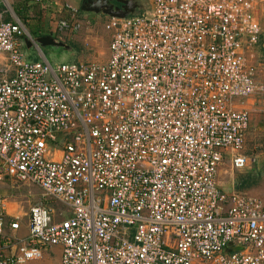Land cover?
I'll use <instances>...</instances> for the list:
<instances>
[{
  "label": "built area",
  "instance_id": "2783aa9c",
  "mask_svg": "<svg viewBox=\"0 0 264 264\" xmlns=\"http://www.w3.org/2000/svg\"><path fill=\"white\" fill-rule=\"evenodd\" d=\"M65 8L57 31H80ZM106 28V61L52 64L0 20V181L66 208L31 206L22 236L0 192V264H264V200L217 180L249 162L264 0H149Z\"/></svg>",
  "mask_w": 264,
  "mask_h": 264
},
{
  "label": "rangeland",
  "instance_id": "374dc122",
  "mask_svg": "<svg viewBox=\"0 0 264 264\" xmlns=\"http://www.w3.org/2000/svg\"><path fill=\"white\" fill-rule=\"evenodd\" d=\"M68 1L77 7H84L81 10L84 20L81 22L80 31L76 33L62 31L58 32V36L56 35L57 40L70 45L72 48L66 50L51 46L41 47L52 64L101 63L106 61L112 32L106 28L108 17L102 12V9L106 7L102 4L107 1L114 8L123 7L130 11L135 8L138 10L140 7H146L149 3V0H94L93 3L82 0L81 4H79V0ZM97 10L99 11L97 12ZM26 25L27 30L30 31L29 23L26 22ZM40 45L42 46V44ZM50 47L51 50L49 51ZM25 48L31 54L34 51L39 53V48L37 49L35 45L32 48ZM257 52L260 69L258 80L264 84V48ZM250 101L251 124L244 147V153L249 158L248 165L243 169L233 170L227 160L221 166L217 180L218 185L225 191L243 192L264 200V99L255 98ZM4 181L7 184H0V191L5 197L10 198L9 201L16 203V216L22 222V229L19 232L22 236L28 233L26 225L31 206L43 204L54 208L56 212L66 210L62 204L45 197L41 188L35 184H19L11 188L9 181ZM28 264H61V249L58 246L46 249L42 258L33 260Z\"/></svg>",
  "mask_w": 264,
  "mask_h": 264
},
{
  "label": "crops",
  "instance_id": "0c3cea01",
  "mask_svg": "<svg viewBox=\"0 0 264 264\" xmlns=\"http://www.w3.org/2000/svg\"><path fill=\"white\" fill-rule=\"evenodd\" d=\"M82 0H79V4H81ZM69 4L77 9H79V17L80 20L83 21L84 18L81 14L80 7H77L73 5L68 0H55L51 3L46 2H11V1H2L0 0V20L4 21H14L16 19H19L25 26L26 30L27 25L25 22L29 23L30 31L27 30L28 33H30L31 38L37 37H43V36H53L56 38V35L58 36V32L56 29V23L60 19H68L69 13L65 6ZM22 16V19H21ZM107 17V16H106ZM27 37H23L21 39L22 44V50L25 52L27 59L31 61H38L41 59V57H46V53L40 48L37 44L34 43V45L37 47L39 53L37 51H34L32 54L26 51L25 47H28V44L26 42ZM263 39V38H262ZM66 44V43H65ZM68 45V44H67ZM70 46V45H68ZM33 47V46H32ZM30 47V48H32ZM71 47V46H70ZM29 48V47H28ZM72 48V47H71ZM263 47L262 42L261 45H259L258 50H261ZM51 50V47L49 51ZM43 54V55H42ZM261 57V56H260ZM48 59V58H47ZM4 56L0 55V65L4 63ZM251 100V99H250ZM248 100L247 106L251 108V105H249ZM254 100V99H252ZM248 134V133H247ZM229 161V159H226L225 161ZM230 162V161H229ZM225 163V162H224ZM223 163V164H224ZM222 164V166H223ZM6 181H0V184H7ZM1 192V191H0ZM7 196V195H6ZM6 198V207L8 210V214L10 217H18L17 210H16V203H13L12 201H9V197Z\"/></svg>",
  "mask_w": 264,
  "mask_h": 264
},
{
  "label": "water",
  "instance_id": "95a60500",
  "mask_svg": "<svg viewBox=\"0 0 264 264\" xmlns=\"http://www.w3.org/2000/svg\"><path fill=\"white\" fill-rule=\"evenodd\" d=\"M85 2V0H84ZM107 3V4H106ZM101 6V5H100ZM102 6H106L105 8L102 9L103 14H105V16L107 17H118V18H123L126 17L128 15H138L141 13V11L146 10L149 8V3L148 6L146 7H140L138 10L135 8L133 10L127 11L125 10V8H114L112 4H109L107 1H105V3L102 4ZM84 9L83 6L80 7V10ZM99 10H97L98 12ZM26 42L28 44V47H32L35 44H37L40 48L41 47H57L59 49H70L71 47L68 46L67 44H65L64 42H61L59 40H57V38L53 37V36H43V37H35L33 39L30 38H26ZM42 44V46L40 45ZM262 45L264 47V35H263V39H262Z\"/></svg>",
  "mask_w": 264,
  "mask_h": 264
},
{
  "label": "flooded vegetation",
  "instance_id": "af4514ba",
  "mask_svg": "<svg viewBox=\"0 0 264 264\" xmlns=\"http://www.w3.org/2000/svg\"><path fill=\"white\" fill-rule=\"evenodd\" d=\"M96 1H97V0H96ZM88 2H92V3H93V2H94V0H87V3H88Z\"/></svg>",
  "mask_w": 264,
  "mask_h": 264
},
{
  "label": "trees",
  "instance_id": "16d2710c",
  "mask_svg": "<svg viewBox=\"0 0 264 264\" xmlns=\"http://www.w3.org/2000/svg\"><path fill=\"white\" fill-rule=\"evenodd\" d=\"M22 2H24V3H29V2H26V1H22ZM22 2H21V3H22ZM31 3H32V2H31ZM21 19H22V16H21ZM25 24H26V22H25Z\"/></svg>",
  "mask_w": 264,
  "mask_h": 264
}]
</instances>
